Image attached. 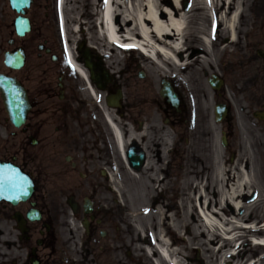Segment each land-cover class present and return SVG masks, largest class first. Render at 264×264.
Instances as JSON below:
<instances>
[{
	"label": "flooded vegetation",
	"instance_id": "obj_1",
	"mask_svg": "<svg viewBox=\"0 0 264 264\" xmlns=\"http://www.w3.org/2000/svg\"><path fill=\"white\" fill-rule=\"evenodd\" d=\"M104 2L0 0V83L15 81L24 95L21 110H9L0 89V161L18 166L33 185L28 199L0 200V264H149L133 251L141 239L124 207L125 178L171 177L189 135L196 143L204 136L202 106L192 113L174 80L178 107L152 80L137 77L132 58L105 90L64 62L61 18L72 35L78 31L76 60L108 51L95 16ZM243 24L244 44L226 59L239 68L253 62V30L264 46V0L248 8ZM114 95L113 108L107 99ZM145 181L136 185L141 193ZM166 197L161 191L152 207L169 208ZM78 236L91 263L72 251Z\"/></svg>",
	"mask_w": 264,
	"mask_h": 264
},
{
	"label": "rangeland",
	"instance_id": "obj_2",
	"mask_svg": "<svg viewBox=\"0 0 264 264\" xmlns=\"http://www.w3.org/2000/svg\"><path fill=\"white\" fill-rule=\"evenodd\" d=\"M186 1L189 2L190 10H192L194 0ZM245 2L247 9L246 13H248V8L255 3V0H246ZM184 3L185 1H182V5H184ZM221 8H223V5ZM212 20H214V18H211L210 20L209 14L203 15L200 12H195V10L190 12L188 33L186 40L183 42L182 52L185 56L184 58H187L186 56L190 55V61H192L195 60L194 58L201 55L199 52L204 48V45L202 44L200 38L202 37V30H204V28L213 34L214 49L217 53L214 52V49L208 51L209 62H211L210 66L207 65L205 69H200L202 64H191L189 66L191 70L188 71L189 74L187 75L188 80L185 77L186 74H183V76L186 82L189 81L187 83V87L189 88L186 90L189 91V97L193 100V106L195 109H199V106H202L205 98L210 97L208 94L212 93V106L209 110L204 109L205 112L203 113L206 118L208 117V113L210 111H214V100L219 98L218 96L214 97L217 94H215L212 90V87L208 82V78L213 74L223 76L225 78L226 85L220 101L226 99L232 107L231 124L218 123L213 120L214 127L205 126L204 136L197 143L194 142V137L191 135L190 141L185 147L186 153L183 156L179 170L181 174L175 167H173V175L171 177L154 178V182L153 178H125L128 182L125 189L126 200L128 201L126 208L130 207L132 212L136 211L134 208H140L143 206L149 208V206L146 205L148 204L146 198L150 200L154 194H158L157 190L160 191L163 188L165 190L168 187L170 189L173 188V195L177 194L179 196L177 190H179L180 193L178 202L173 200L174 210L169 213L171 214V217L167 216L169 214H167L165 209L158 207V209L155 210L156 213L158 212L157 214L151 211L145 215L146 218L141 220L143 224L151 228H148L145 231H137L140 233L141 239H147L151 242H149L147 246H134L133 251L141 258L144 257V260L149 264H154V259H159L160 255L156 254L153 256V253H149L148 247H153L152 244L155 241L156 231L163 227V222H165V219L168 217L172 218L173 222L175 219L177 220L176 228L179 229V231L178 233L169 232V236H171L169 238L174 243V248L178 253V257H180L182 264H186V262L187 264H242L249 259H257V264H264V248L254 245L249 240L254 233H240L239 231L240 235L230 244H227L221 252H219V248L222 244L221 236L216 240H214V238L212 240V238L208 236V232L204 230L203 223L198 215L194 213L193 220L191 221L188 214V190H186V179L195 178L196 181L193 183L194 186L201 180L206 182L207 178L204 177L211 172L213 166V156L216 151L219 152L222 161L226 163L227 166H235L238 163L241 151L246 145L249 153L253 157V160L255 159L259 163V167L256 164L254 168L252 164L249 167L251 175L250 179L253 181V186L248 189L247 196L243 198L244 206L242 207V210L239 212L228 210V214L232 216L230 220H237L241 223V225H260L264 222V121H260L253 117L255 111L264 109V60L258 57L257 54L255 55L256 51L253 49L254 61L252 66H248L246 70L234 69L230 65L221 66L219 63L221 55L225 51L233 53L235 50H238L239 48H237V45L241 44L243 39L239 40V43L237 44H227L226 42V44L229 45L228 48L224 52H219L218 48L220 46L223 48L227 47L223 44V39L227 37L230 32L228 29L222 28L221 24L223 23L220 22V19H217V22H213ZM211 25L215 27L220 25V27H217L216 29L213 28L212 30V27H210ZM242 25H244L243 21H239V31ZM74 38L76 37L68 34V40L73 42ZM255 42L257 41H253V46H255V48L259 47L260 45L255 44ZM243 44L244 42H242V45ZM116 52L118 54H114V52L110 55V60H107L106 63L117 74L120 72L121 67L127 62L128 54L123 53L120 50H116ZM194 52L198 54H195ZM192 54L195 55L191 56ZM232 55L234 54L230 55V60H232ZM132 57L135 59L134 61L136 62L139 70L146 72L148 79H154V84L159 83L160 76L161 79H163L166 75V71L168 69L166 64L165 70L163 71V69L159 68L150 60H147L139 52H135ZM185 62L186 59L183 63ZM192 95H194L195 98H193ZM210 130L212 132V136L206 138L208 133H210ZM224 130H227L228 132V146H223L221 143L222 131ZM178 173L182 176V178H177ZM140 179H146V181L142 182L139 186L142 188L143 193L134 188V183L137 185ZM236 180H234V182H236ZM211 197L212 196L210 195L209 199H211ZM197 198L200 200L199 194L197 195ZM205 199L206 198L202 196L201 201H203L204 207H208L213 210L216 205L215 202L210 200L205 202ZM226 224H228L227 226L230 225L229 223ZM198 227H200V231L197 229ZM75 232L81 234V232ZM198 233H200V236H197ZM180 235L185 236V239L182 240L178 238ZM260 235L261 234H254V237L259 239ZM174 238H176V243ZM79 242H82L81 236L77 237V244L71 247L72 251L76 255L84 253L87 256V262L91 263L93 261L90 258L91 255L88 254L89 252L87 248ZM232 252H238L239 254H229ZM13 254V259H15V255L17 256L18 253L14 251ZM147 255L149 258H147Z\"/></svg>",
	"mask_w": 264,
	"mask_h": 264
},
{
	"label": "bare ground",
	"instance_id": "obj_3",
	"mask_svg": "<svg viewBox=\"0 0 264 264\" xmlns=\"http://www.w3.org/2000/svg\"><path fill=\"white\" fill-rule=\"evenodd\" d=\"M241 1L242 0H194L193 9L190 10V8L184 9V7H181V0H173V5H169L167 1L161 0H105L104 4L101 5L95 13V16L98 17L97 20L99 22L101 39H103V41L121 43L122 38H130V43L128 44L145 52L148 56L147 60L155 63L159 68L163 69V71L165 70L166 64L168 67L166 71V74L168 73L167 75L182 79L181 73L187 70L189 65L196 64V61L202 64L209 62L204 55H200L192 61H190L191 57L188 55L187 58H185L189 62L188 65L183 63L184 58H180L183 51V42L187 37L189 28L190 12L195 10V12H200L203 15L218 14L220 22L223 23L221 24L222 28L231 31L233 40H235ZM244 1L245 0L242 2V6ZM225 4L228 9H220V7L222 5L224 7ZM129 6L132 11H129ZM120 15L122 16L121 24L117 21V17ZM125 20L131 21V25L125 26ZM134 31H137L138 35L134 34ZM202 33L204 36L200 39L205 48L204 53H207L211 49L213 50V43L211 35L207 33L206 28L202 30ZM227 48L228 45L225 48L222 47L219 52H224ZM68 55L72 59L71 51L68 52ZM194 55L195 54H192L191 56ZM72 62L80 74L85 77L79 65L74 60ZM205 103L207 104V101ZM114 128L117 134V129L115 126ZM251 164L253 168L255 164L259 167V163L255 159L253 160L246 145L240 153L238 163L233 167L227 166V164L222 161L219 152L216 151L213 156L211 172L204 177L207 178L206 182L201 180L194 186L193 183L196 181L195 178L186 179L189 218L192 221L194 217L193 214H197L203 223L204 230L208 232V236H210L212 240L213 238L216 240L221 236L222 244L219 248V252L238 237L239 232L236 230L241 226V223L237 220L228 221L226 215L228 214V210L239 212L244 206L243 198L247 196L248 189L253 186L249 171ZM234 180H236V182H234ZM198 194L200 200L197 198ZM204 195L206 198L205 202H207V200L215 202L216 205L213 210L203 206L201 198ZM210 195L212 196L211 199H209ZM165 222H163V227L156 231V237L159 241L158 246L163 253V256L160 255L162 258L156 260V264H168L165 260L170 264H181V259L178 257V253L174 248V243L170 241L168 235L169 232L178 233L179 229L176 228V221L174 220L173 222L172 220L165 219ZM226 223L230 225L227 226L228 224ZM197 229L200 231V227ZM197 236H200V233H198ZM178 238L184 240L185 236L180 235ZM252 239V241L257 244H259V242H264V239ZM150 251L151 250H149V252ZM235 253L237 252L229 254Z\"/></svg>",
	"mask_w": 264,
	"mask_h": 264
},
{
	"label": "water",
	"instance_id": "obj_4",
	"mask_svg": "<svg viewBox=\"0 0 264 264\" xmlns=\"http://www.w3.org/2000/svg\"><path fill=\"white\" fill-rule=\"evenodd\" d=\"M86 65L90 68V70H91V72H92V78L94 79V80H96V81H98L97 79H99L100 77L99 76H96V74H95V72H94V66H93V64L92 63H90L89 61H86ZM103 77L105 78V79H109V75H108V73L106 72V73H104L103 74ZM223 114V110H222V108H217V115H218V117H217V119L218 120H220L222 117H221V115ZM260 118H262V119H264V113L263 114H260V116H259ZM13 181H14V179H13Z\"/></svg>",
	"mask_w": 264,
	"mask_h": 264
},
{
	"label": "snow or ice",
	"instance_id": "obj_5",
	"mask_svg": "<svg viewBox=\"0 0 264 264\" xmlns=\"http://www.w3.org/2000/svg\"><path fill=\"white\" fill-rule=\"evenodd\" d=\"M124 47H132L131 45H124Z\"/></svg>",
	"mask_w": 264,
	"mask_h": 264
}]
</instances>
